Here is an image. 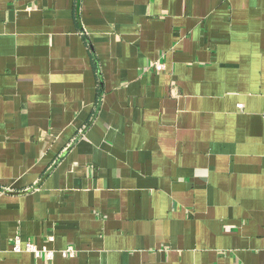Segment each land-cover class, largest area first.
Segmentation results:
<instances>
[{
    "label": "crops",
    "instance_id": "crops-1",
    "mask_svg": "<svg viewBox=\"0 0 264 264\" xmlns=\"http://www.w3.org/2000/svg\"><path fill=\"white\" fill-rule=\"evenodd\" d=\"M0 186V264H264V0H0Z\"/></svg>",
    "mask_w": 264,
    "mask_h": 264
},
{
    "label": "built area",
    "instance_id": "built-area-1",
    "mask_svg": "<svg viewBox=\"0 0 264 264\" xmlns=\"http://www.w3.org/2000/svg\"><path fill=\"white\" fill-rule=\"evenodd\" d=\"M151 68L156 70H162L165 68V64L160 61H155L151 65ZM6 191L7 190L5 188L0 186V196ZM11 250L15 252L27 251L33 253L36 259V264H49V262L52 260L54 256L53 250H50L45 246L41 247L34 241H27L23 243L20 236H15V238L12 240ZM60 252L64 257H73L76 255L77 250L74 246L69 245L66 248L60 250Z\"/></svg>",
    "mask_w": 264,
    "mask_h": 264
}]
</instances>
